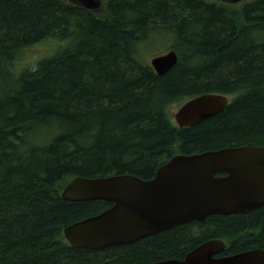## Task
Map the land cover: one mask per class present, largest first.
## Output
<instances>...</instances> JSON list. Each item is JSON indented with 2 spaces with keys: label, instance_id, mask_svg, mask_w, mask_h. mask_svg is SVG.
Returning <instances> with one entry per match:
<instances>
[{
  "label": "trees",
  "instance_id": "obj_1",
  "mask_svg": "<svg viewBox=\"0 0 264 264\" xmlns=\"http://www.w3.org/2000/svg\"><path fill=\"white\" fill-rule=\"evenodd\" d=\"M169 49L179 61L158 74L149 57ZM203 93L230 102L180 127L171 108ZM237 145H264V0H0V264H149L212 238L223 254L264 248V206L98 249L63 234L112 205L64 199L73 177L148 179L175 154Z\"/></svg>",
  "mask_w": 264,
  "mask_h": 264
},
{
  "label": "water",
  "instance_id": "obj_2",
  "mask_svg": "<svg viewBox=\"0 0 264 264\" xmlns=\"http://www.w3.org/2000/svg\"><path fill=\"white\" fill-rule=\"evenodd\" d=\"M87 9H104V0H70ZM238 3L243 0H223ZM178 61L174 49L150 58L158 74ZM229 96L203 93L187 99L174 114L180 127L192 126L224 110ZM224 173V174H220ZM66 200H105L103 211L70 223L63 234L71 246L104 248L126 244L211 214L247 213L264 206V145H237L196 153H178L151 178L110 174L73 177L63 188ZM222 238L208 239L183 258L149 264H264V248L223 254Z\"/></svg>",
  "mask_w": 264,
  "mask_h": 264
},
{
  "label": "rangeland",
  "instance_id": "obj_3",
  "mask_svg": "<svg viewBox=\"0 0 264 264\" xmlns=\"http://www.w3.org/2000/svg\"><path fill=\"white\" fill-rule=\"evenodd\" d=\"M106 1V0H105ZM55 41L53 39H49L40 43H37L33 46H30L26 49L24 58H23V63L27 64L33 61H38L42 59L45 55L49 54L51 52L52 46L54 47ZM60 45V42L58 43ZM160 46V45H158ZM149 57V61H150ZM182 103V102H181ZM181 103H178L177 106H174L171 108L170 113L171 117L175 120L174 114L177 111V109L182 105Z\"/></svg>",
  "mask_w": 264,
  "mask_h": 264
},
{
  "label": "bare ground",
  "instance_id": "obj_4",
  "mask_svg": "<svg viewBox=\"0 0 264 264\" xmlns=\"http://www.w3.org/2000/svg\"><path fill=\"white\" fill-rule=\"evenodd\" d=\"M176 49V48H175ZM179 52V51H178ZM180 56V55H179ZM180 59V58H179ZM179 61V60H178Z\"/></svg>",
  "mask_w": 264,
  "mask_h": 264
},
{
  "label": "flooded vegetation",
  "instance_id": "obj_5",
  "mask_svg": "<svg viewBox=\"0 0 264 264\" xmlns=\"http://www.w3.org/2000/svg\"><path fill=\"white\" fill-rule=\"evenodd\" d=\"M75 4V3H74ZM220 174H224V173H220Z\"/></svg>",
  "mask_w": 264,
  "mask_h": 264
}]
</instances>
